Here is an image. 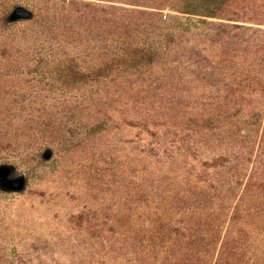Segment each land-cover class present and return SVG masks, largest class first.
Returning a JSON list of instances; mask_svg holds the SVG:
<instances>
[{
	"label": "rangeland",
	"instance_id": "374dc122",
	"mask_svg": "<svg viewBox=\"0 0 264 264\" xmlns=\"http://www.w3.org/2000/svg\"><path fill=\"white\" fill-rule=\"evenodd\" d=\"M166 2L210 9L197 7L204 16L169 8L145 14L111 0H0V228L10 235L0 242L4 263L178 264L175 257L164 262L166 253L161 261L141 255L150 238L164 239L145 213L159 193L208 192L224 204L209 235L215 253L227 225L241 222L251 256L231 264H264V194L250 193L251 208L234 211L248 170L215 176V161L209 167L178 154L191 143L215 152L221 133L210 140L198 130L199 142L190 141L191 121L224 123L222 115L235 112L215 74L198 77L188 65L209 67L218 33L230 38L249 25L217 13L232 14L236 0ZM248 2L264 0L242 6ZM262 116L249 132L258 127L259 134Z\"/></svg>",
	"mask_w": 264,
	"mask_h": 264
},
{
	"label": "trees",
	"instance_id": "16d2710c",
	"mask_svg": "<svg viewBox=\"0 0 264 264\" xmlns=\"http://www.w3.org/2000/svg\"><path fill=\"white\" fill-rule=\"evenodd\" d=\"M111 1L129 4L130 9L135 10L136 13L145 14L158 13L169 8L180 14L204 16L201 12L203 10L200 11L197 7L210 9V6L206 4L172 3L166 2V0ZM243 3L244 0L234 2L235 9L231 12L234 15L228 14L229 12H226V10L224 12L218 10L217 13L221 15L220 18L222 19H233L248 23L249 26L235 27L236 32L232 33L230 38L225 35L224 31L218 33L219 38L215 42L216 46L212 48L217 52L218 57L212 62L209 61V67L200 66L196 62L198 60L194 61L193 66L188 65L196 72L198 77H207L209 74L213 76L215 74V78L220 81L218 86L224 92L222 97L224 100H230L233 103L228 104V107L233 109L234 106L235 112L233 110L229 114L222 115L221 121H224V123L219 122L217 124V119H215V122H210L211 119L203 118V116L193 118L195 121L200 122V125L197 122L194 125L191 121V127L189 126V130L186 132L190 141L196 140L199 142L200 139L195 137L201 135L200 133H202L203 138L207 136L210 140L214 138L215 133H221L219 139L221 144L217 146L215 152L200 150L198 145L194 143H191L190 147L184 148V152H178L183 156L186 155L191 163L211 167L215 161L213 167V171L216 168L215 176L232 173V169L239 171V175L246 173L248 170L246 184L242 193L238 196L234 211L242 207L251 208L250 203L253 195H250V193L258 191V195L264 194V120L259 134L257 133L258 127L253 132H249L247 129L254 124H258V117H263L264 114V28L262 29V26H264V3L251 4L253 2H248L246 6H242ZM246 36L255 38L250 40ZM86 55L88 54L86 53ZM212 67L217 69L213 68L212 73H210ZM244 104H246L248 111L244 110L246 114H243ZM239 114L243 115L239 116ZM245 122H248V124L244 125ZM198 130L201 132L197 133ZM257 136L258 139H256ZM207 169L200 170L203 177L208 175ZM257 178H260L259 182L256 181ZM204 182L202 181V183ZM197 187L201 191V185ZM227 193L226 198H234L235 194L233 192ZM260 200L261 202H259ZM260 200L258 202H263L261 206L263 207L262 212H264V199ZM153 204L154 210L146 211V219L155 222L157 234L161 233L162 238L168 239L166 241L162 239V242L166 243L162 244V242L157 243L158 241L154 240L155 237L153 236V238H150V243L142 245L141 255H144L146 259L149 257L150 260L161 261L167 255L163 259L164 262L168 259L167 257H175L178 264H208L215 254V258L212 260L213 264H231L234 257H237L235 262L239 263L242 258L246 257L245 253L251 256L248 249H252V247L249 246L246 238L248 230L241 222L235 221L227 225L221 243L222 247L220 246L218 252L215 253L217 240L212 242L214 237L209 235L216 233L217 225L219 228L222 205L224 204L214 201L212 194L208 192H173V195L171 192L159 193ZM189 209L191 215L185 220L180 219L179 214L187 213ZM2 231H4L3 228H0V242L6 236H10L9 232L3 236ZM174 236L176 239L173 240ZM205 237L210 239L209 242H203ZM168 244L176 247L170 250V248H166ZM161 253L166 254L162 256ZM224 256H227V259ZM4 261H8V258ZM0 264H11V262L4 263L0 259ZM20 264H27V260H20Z\"/></svg>",
	"mask_w": 264,
	"mask_h": 264
}]
</instances>
